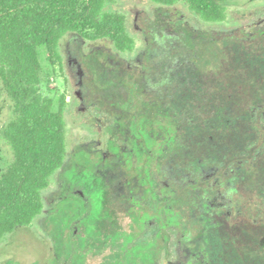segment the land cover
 I'll return each mask as SVG.
<instances>
[{
    "label": "rangeland",
    "instance_id": "1",
    "mask_svg": "<svg viewBox=\"0 0 264 264\" xmlns=\"http://www.w3.org/2000/svg\"><path fill=\"white\" fill-rule=\"evenodd\" d=\"M132 52L66 35L39 94L64 97L66 159L0 264H264V0L206 23L183 2L107 0ZM15 117L0 87V176Z\"/></svg>",
    "mask_w": 264,
    "mask_h": 264
},
{
    "label": "trees",
    "instance_id": "2",
    "mask_svg": "<svg viewBox=\"0 0 264 264\" xmlns=\"http://www.w3.org/2000/svg\"><path fill=\"white\" fill-rule=\"evenodd\" d=\"M171 7L179 2L206 23L226 19L234 0H150ZM248 2L263 0H246ZM107 0H0V87L15 117L3 130L13 162L0 176V240L30 227L43 211L42 192L66 159L64 97L54 111L39 94V50L51 68L61 65L58 47L69 34L90 42L109 41L132 52L126 18L104 12Z\"/></svg>",
    "mask_w": 264,
    "mask_h": 264
}]
</instances>
